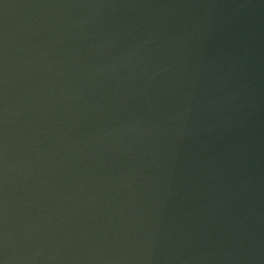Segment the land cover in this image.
Segmentation results:
<instances>
[{
    "label": "water",
    "instance_id": "water-1",
    "mask_svg": "<svg viewBox=\"0 0 264 264\" xmlns=\"http://www.w3.org/2000/svg\"><path fill=\"white\" fill-rule=\"evenodd\" d=\"M0 264H264V0H0Z\"/></svg>",
    "mask_w": 264,
    "mask_h": 264
}]
</instances>
